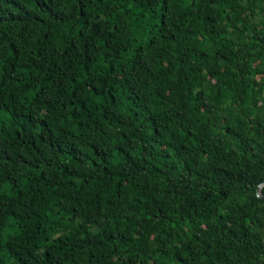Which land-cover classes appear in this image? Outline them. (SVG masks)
I'll return each instance as SVG.
<instances>
[{"label": "trees", "instance_id": "16d2710c", "mask_svg": "<svg viewBox=\"0 0 264 264\" xmlns=\"http://www.w3.org/2000/svg\"><path fill=\"white\" fill-rule=\"evenodd\" d=\"M264 0H0V264H264Z\"/></svg>", "mask_w": 264, "mask_h": 264}, {"label": "water", "instance_id": "95a60500", "mask_svg": "<svg viewBox=\"0 0 264 264\" xmlns=\"http://www.w3.org/2000/svg\"><path fill=\"white\" fill-rule=\"evenodd\" d=\"M261 187H262V184L259 186L258 188V196L264 200V196L262 195V192H261Z\"/></svg>", "mask_w": 264, "mask_h": 264}]
</instances>
